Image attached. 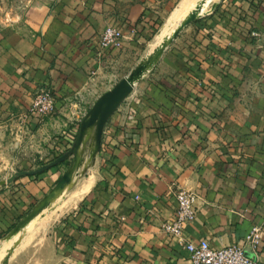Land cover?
<instances>
[{
  "label": "crops",
  "instance_id": "0c3cea01",
  "mask_svg": "<svg viewBox=\"0 0 264 264\" xmlns=\"http://www.w3.org/2000/svg\"><path fill=\"white\" fill-rule=\"evenodd\" d=\"M169 3L56 0L35 6L25 28L3 38L0 236L57 178L56 168L20 171L48 165L30 155L56 132L49 125L70 119L91 82L150 38ZM109 24L122 45L99 52ZM40 89L55 96L53 114L41 119L29 112ZM123 99L106 113L91 188L52 235L53 256L43 252L34 264H191L161 227L174 216L177 188L199 196L186 240L242 245L259 224L264 264V0H220Z\"/></svg>",
  "mask_w": 264,
  "mask_h": 264
},
{
  "label": "rangeland",
  "instance_id": "374dc122",
  "mask_svg": "<svg viewBox=\"0 0 264 264\" xmlns=\"http://www.w3.org/2000/svg\"><path fill=\"white\" fill-rule=\"evenodd\" d=\"M55 1L56 0H0V51L3 38H5V36H8L12 31L23 30L27 25L29 14L35 6L50 4L54 3ZM179 1L180 0H170L169 4H165V6L162 7V9L160 10L161 13L158 17V22L153 28V32L150 38L141 45H138L137 50L133 51V54H131L130 57H128L126 60L122 59L119 64L113 67V69L110 68L109 71L111 72H109L107 77L102 78L100 82H91L90 88L85 92L86 98L81 99L83 101L79 102L80 105H78L76 112L70 115V119L62 114L60 116V121H58L56 124L52 123L51 125H49L51 130H56V132H53L50 138L46 139L44 142L42 141L41 147H43V149H40V152L35 151V153L30 155L34 157L33 162H36V164L38 165H41V162L46 164L48 163V167H37L33 169L21 168L20 171H32L33 174L38 175L40 173H45L53 168H56L55 170L58 172L57 178L49 186L45 194L39 200L34 202L30 209L25 210L23 216L9 230H7L5 234L0 236V243L10 236L15 237V242H13L11 246H9L8 244L5 246V251L3 252L2 256H0V264H34L35 257L36 259L39 257L43 259V252H46L49 258L53 256V243L51 239L52 235H55L57 231H59L61 220H63L72 211L76 210L78 204L83 200L85 195H83L77 201L78 203L76 202L73 207L65 209L61 213H51L42 219L41 216L46 211H48V209L46 211L44 210L42 214H39V218H35V220L30 223L31 225L28 229L24 228L25 230H22L21 228V230L16 233H13L12 230L18 222L22 221L25 215H28L33 207H35L45 196L48 195V193L58 184V182L67 172L74 170L78 135L83 122L86 120L95 104L110 91H115L119 84L126 83L134 66L139 63L142 58L146 57L150 53V51H152L155 45L154 43L156 40V35L159 31L158 29H160L159 27H161L164 21L170 16ZM218 2H220V0H213L212 2L208 3L205 6L206 11L203 10V12L200 13L201 16L199 15L198 17L192 19L190 22L184 25L176 34V36L181 34L190 24H193L194 22L200 20L202 16L210 13ZM172 42L173 40L165 47V49H163L166 50V48H170ZM150 67L140 75L145 74L150 69ZM132 80L135 79H133L132 77ZM135 83L136 82H134V84ZM134 84L122 97L120 102L124 100L123 98L132 91ZM52 114L53 113L49 115ZM43 118H46V116ZM63 119L66 120L63 121ZM103 127L104 124L103 122H101L97 135L98 138L96 141L97 147L94 154L95 165L98 164V146L100 143V136L102 134ZM63 131L65 133H63ZM60 139L62 140L61 148L58 146V142ZM86 159L88 160V157L84 153L83 161H86ZM54 161L55 163H53ZM88 161L91 160L89 159ZM95 173L96 168H84L76 177V184H79L82 180L90 175L93 177ZM27 223L25 227L28 225ZM50 246L51 251L48 249Z\"/></svg>",
  "mask_w": 264,
  "mask_h": 264
},
{
  "label": "bare ground",
  "instance_id": "6f19581e",
  "mask_svg": "<svg viewBox=\"0 0 264 264\" xmlns=\"http://www.w3.org/2000/svg\"><path fill=\"white\" fill-rule=\"evenodd\" d=\"M212 1L213 0H180L170 16L160 27L156 35L155 45L152 49L153 51L140 60L137 75L145 72L154 63L168 41L173 37L182 24H184L187 20L201 15L200 13L203 12V10L206 11L205 6ZM132 77L135 79V76ZM98 110L100 111L99 113H97ZM102 119L103 109L100 107L97 108L95 112L89 114L83 125L84 130L81 146H76V162L74 170L67 172L58 184L48 193V195L32 208L31 212L23 218L15 229L12 230L13 233L18 232L21 228L22 230L28 229L31 225L30 223L35 220V218H39V214H42L44 210L46 211L48 209V211L41 216L42 219L51 213H61L65 209L73 207L76 202L89 191L93 183V177L90 175L79 184H76V177L84 168H93L94 166V154L97 147L96 139L98 138H96L94 133H98L99 125ZM92 136H95V140ZM84 153L87 155L88 160L90 159L91 161H88L87 159L86 161H83ZM26 223L28 225L25 227ZM14 240L15 237L10 236L0 243V256H2L5 251V246L7 244L11 246V244L15 242Z\"/></svg>",
  "mask_w": 264,
  "mask_h": 264
},
{
  "label": "built area",
  "instance_id": "2783aa9c",
  "mask_svg": "<svg viewBox=\"0 0 264 264\" xmlns=\"http://www.w3.org/2000/svg\"><path fill=\"white\" fill-rule=\"evenodd\" d=\"M121 30L113 25H106L98 38L99 52L122 45ZM55 107V96L47 89L36 91L30 102L29 112L39 119L51 114ZM176 202L172 219L162 222V229L177 239L185 248L191 264H258V248L261 242L262 227L253 224L244 236L243 244H229L222 248H213L206 239L186 240L183 237L185 224L193 221L198 211L197 193L177 188L173 191Z\"/></svg>",
  "mask_w": 264,
  "mask_h": 264
},
{
  "label": "water",
  "instance_id": "95a60500",
  "mask_svg": "<svg viewBox=\"0 0 264 264\" xmlns=\"http://www.w3.org/2000/svg\"><path fill=\"white\" fill-rule=\"evenodd\" d=\"M192 19H195V18H192ZM192 19H190V20H187L184 24H182L181 26H180V28L177 30V32L173 35V37L168 41V43L166 44V46L176 37V34L179 32V30L184 26V25H186L188 22H190ZM165 46V47H166ZM165 47H164V49H165ZM164 49L162 50V52L164 51ZM162 52H161V54H162ZM160 54V55H161ZM160 57V56H159ZM159 57L156 59V61L152 64V66L157 62V60L159 59ZM140 63V62H139ZM139 63H137L135 66H134V68L132 69V71H131V73H130V75H129V77H128V79H127V82L126 83H122V84H119V86L116 88V90L114 91V90H112V91H110L108 94H106L103 98H101V100H99L96 104H95V106L93 107V109L91 110V112L89 113V114H91V113H93V112H95L96 110H97V108H102L103 109V119L101 120V122H103V124H104V122H105V116H106V113L110 110V109H112L121 99H122V97L129 91V89H130V87L134 84V82H136L138 79H139V77L141 76V75H137L138 74V69H139ZM151 66V67H152ZM150 67V68H151ZM132 76H135V80H132ZM87 119V118H86ZM101 122H100V124H101ZM84 123H85V121L83 122V125H84ZM83 125H82V127H81V130H80V132H79V136H78V141H77V146L78 147H80V145H81V142H82V140H83V130H84V128H83ZM99 128H100V125H99ZM98 132H99V130H98ZM94 135L96 136V138H97V135H98V133L97 134H95L94 133ZM95 136H93L94 137V140H95ZM100 140H101V136H100ZM96 141H97V139H96ZM100 147V143H99V146H98V148ZM61 159V158H60ZM53 163H55V161L53 162ZM53 163H51V164H53ZM50 164V165H51ZM44 167H48V165H46V166H43V167H41V168H44ZM33 173V172H32ZM31 212V211H30ZM29 212V213H30ZM28 213V214H29ZM26 216V215H25ZM24 216V217H25ZM23 220V219H22ZM20 224V222H18L16 225H15V227L13 228V229H15L18 225Z\"/></svg>",
  "mask_w": 264,
  "mask_h": 264
}]
</instances>
